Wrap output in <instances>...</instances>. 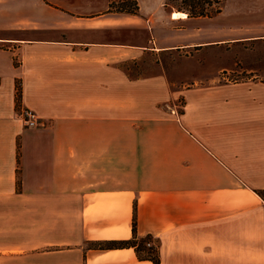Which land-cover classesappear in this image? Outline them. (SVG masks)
<instances>
[{"label":"crops","instance_id":"crops-1","mask_svg":"<svg viewBox=\"0 0 264 264\" xmlns=\"http://www.w3.org/2000/svg\"><path fill=\"white\" fill-rule=\"evenodd\" d=\"M118 1L0 0V264H264V83L171 88L174 52L264 22V0L212 17ZM134 215L158 263L85 246L131 238ZM30 218L59 247L30 251Z\"/></svg>","mask_w":264,"mask_h":264},{"label":"rangeland","instance_id":"rangeland-1","mask_svg":"<svg viewBox=\"0 0 264 264\" xmlns=\"http://www.w3.org/2000/svg\"><path fill=\"white\" fill-rule=\"evenodd\" d=\"M229 2L231 3L232 0ZM165 9L169 11V8L165 7ZM223 28V26L220 27L219 31L214 32L212 36H203L205 39L220 40L218 46H190L187 50L182 49L180 52H174V63H172V82L174 85L171 86L172 90H176L179 83L187 87L202 83L208 85L239 84L250 80L264 83V22L259 17L252 22L237 24L235 31L230 32ZM230 35L235 36V39L228 40ZM138 37L141 42H144L145 34L142 31L139 32ZM207 76H212V80H206ZM184 105L183 95H172V98L163 106L180 114ZM257 193L262 194L261 191H257ZM34 211L35 209H30V212ZM31 218L29 250L35 251L38 244L40 245L39 248L43 250L59 247L48 243L42 244V239H36L37 224L31 221ZM48 229L53 230V225ZM60 233L62 236L68 234L67 228L60 229ZM39 240L40 243H38ZM150 241L151 244L158 246L156 238L151 237ZM85 246L103 247L104 245L98 241L90 240ZM143 255L148 254L144 252ZM150 255L153 256V254Z\"/></svg>","mask_w":264,"mask_h":264},{"label":"trees","instance_id":"trees-1","mask_svg":"<svg viewBox=\"0 0 264 264\" xmlns=\"http://www.w3.org/2000/svg\"><path fill=\"white\" fill-rule=\"evenodd\" d=\"M225 0H165L164 6L169 10H176L185 12L188 17H199L206 16L212 17L217 15L224 5ZM116 9L118 11L126 13H136L138 6L134 0H119ZM20 85L16 84V103L19 105L20 100ZM132 237L129 239H108L99 240L103 247L99 248H121V247H132L138 259L149 260L153 263L159 262V250L158 246L147 242H151L150 235H146L142 238L136 236V220L135 215L132 221ZM146 252L148 255H143ZM150 254H153L150 255Z\"/></svg>","mask_w":264,"mask_h":264},{"label":"built area","instance_id":"built-area-1","mask_svg":"<svg viewBox=\"0 0 264 264\" xmlns=\"http://www.w3.org/2000/svg\"><path fill=\"white\" fill-rule=\"evenodd\" d=\"M18 111L26 127H35L38 125L39 117L35 111L30 108L23 107H19ZM147 245H150V242H147Z\"/></svg>","mask_w":264,"mask_h":264}]
</instances>
